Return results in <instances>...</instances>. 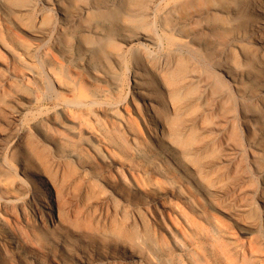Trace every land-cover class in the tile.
<instances>
[{
  "label": "bare ground",
  "instance_id": "6f19581e",
  "mask_svg": "<svg viewBox=\"0 0 264 264\" xmlns=\"http://www.w3.org/2000/svg\"><path fill=\"white\" fill-rule=\"evenodd\" d=\"M50 5L53 48L38 47L45 10L23 34L0 15V121L14 127L54 90L32 114L31 152L0 145V264H264V237L238 240L210 200L246 174L233 200L264 209V0H182L162 15L156 0ZM246 26L258 51L236 34ZM199 52L216 55V77ZM66 190L80 195L72 212Z\"/></svg>",
  "mask_w": 264,
  "mask_h": 264
},
{
  "label": "rangeland",
  "instance_id": "374dc122",
  "mask_svg": "<svg viewBox=\"0 0 264 264\" xmlns=\"http://www.w3.org/2000/svg\"><path fill=\"white\" fill-rule=\"evenodd\" d=\"M181 1L182 0H156V3L158 4V10L160 11L159 14L160 15L164 14L168 10V8L179 4ZM40 2L41 0H19L18 3L6 1L5 7L0 5V15L10 26H17L19 29L18 31L23 34L24 31L22 30V28L33 30L38 26L37 22L39 20L40 10L41 9L43 11L45 10L44 12L47 14L49 19L44 27L47 28L46 31L47 33H49L50 31L54 30V26L56 25V22L59 19V14L57 13L56 7L52 5L48 7H41ZM203 3L204 2L201 1V3L196 5V10L197 9L201 10L205 6V4ZM24 6H28L30 10L26 11L25 13H20L19 8ZM170 16H168L167 19L170 21V23H173ZM239 31H241V33H239ZM239 31L236 32V34H241L244 37L246 36L248 38L247 41H249V43L252 45L254 50L258 51L260 44L255 40V38H253L254 32L251 29V27L246 26ZM50 33L45 36L43 41L38 43V47L42 46V48L43 47L53 48L56 46L55 36L50 35ZM232 35L234 34L229 33L226 34L223 38L219 39L220 43L222 44V46L219 47L220 50L224 49L225 47L228 48V42L229 39L232 37ZM106 46L108 47L107 48L108 50L114 48L111 42H109ZM168 48L169 47L166 45L164 47V51H167ZM199 53L205 60V62L202 65H200L202 67L201 69H203L204 71L208 72L211 76H213L214 72L211 68V65L212 62L216 59V55L211 54L208 55L207 57L203 54V52H199ZM59 54L63 59L69 60L70 54L68 53L65 54L62 50H60ZM230 59L233 62L238 60V53L236 51H232L230 53ZM217 78L220 82V87L223 89H227L228 87L224 82V79L221 76H217ZM53 92L54 90L50 86L45 96L43 94L37 93L36 96L38 98V102L30 107L28 114L21 117L19 119L20 122L18 121L14 127L12 128L8 127V123L10 121H13L14 119L13 116H6V118L0 121V128L7 129L6 134L0 137V145H2L3 147H8L9 149L8 152L15 150L23 151L26 154L31 152L32 144L34 142L36 143V139H34L35 132L32 130L33 128L31 127L32 114H34L35 117H39L50 111L51 108H53L54 106L53 103L51 104V102L47 100L48 98L50 99V97L48 96ZM127 94H128V81L126 80V84H124V87H121L120 95L122 99H124L127 96ZM240 130H239L240 134L243 135V129L241 128ZM219 158L220 155L216 154L213 157V161H217ZM245 177L246 174L241 176V178H239V180L235 183L240 185L244 184ZM235 183H233V185H230L227 188L226 190V194L228 195L227 198L220 200H214L210 198L211 202H213L214 207L216 209L215 213L219 214L221 217H223L226 220V222L231 228L232 233L240 241H246L250 236H254L258 238L264 237V231H263L264 224L261 221V215L264 213L263 207L261 206V204H259L254 210L240 211L237 202L233 200L234 197L231 196ZM79 200H80V195L78 191L68 192V190H66L65 194L63 193V197L61 198L60 204L66 211L72 212V210H75L79 207V203H80ZM75 218H76V214L71 215V219H75Z\"/></svg>",
  "mask_w": 264,
  "mask_h": 264
}]
</instances>
